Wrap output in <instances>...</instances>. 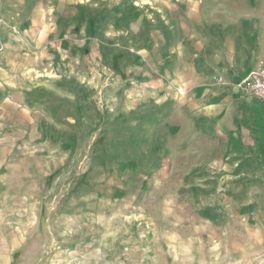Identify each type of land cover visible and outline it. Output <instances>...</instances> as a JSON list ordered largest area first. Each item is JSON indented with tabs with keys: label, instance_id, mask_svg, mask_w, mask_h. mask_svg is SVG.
Returning a JSON list of instances; mask_svg holds the SVG:
<instances>
[{
	"label": "rangeland",
	"instance_id": "374dc122",
	"mask_svg": "<svg viewBox=\"0 0 264 264\" xmlns=\"http://www.w3.org/2000/svg\"><path fill=\"white\" fill-rule=\"evenodd\" d=\"M253 49L264 0H0V262L264 264Z\"/></svg>",
	"mask_w": 264,
	"mask_h": 264
},
{
	"label": "built area",
	"instance_id": "2783aa9c",
	"mask_svg": "<svg viewBox=\"0 0 264 264\" xmlns=\"http://www.w3.org/2000/svg\"><path fill=\"white\" fill-rule=\"evenodd\" d=\"M236 86L245 97L264 103V61H259L238 82Z\"/></svg>",
	"mask_w": 264,
	"mask_h": 264
},
{
	"label": "crops",
	"instance_id": "0c3cea01",
	"mask_svg": "<svg viewBox=\"0 0 264 264\" xmlns=\"http://www.w3.org/2000/svg\"><path fill=\"white\" fill-rule=\"evenodd\" d=\"M241 54L243 57L248 58V60L251 61V63H253L251 65V67H249L238 79L236 82H238L252 67H254L259 61H264V51H255V49H253V51H241ZM253 102H255L256 104H261L264 105L263 102L259 101V100H251ZM259 101V102H258ZM0 264H7V260H2L0 262Z\"/></svg>",
	"mask_w": 264,
	"mask_h": 264
}]
</instances>
